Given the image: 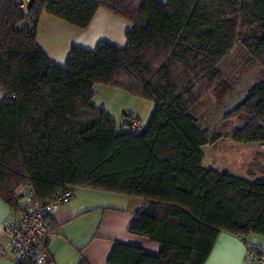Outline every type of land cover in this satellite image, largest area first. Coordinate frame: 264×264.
I'll return each instance as SVG.
<instances>
[{
  "label": "trees",
  "instance_id": "1",
  "mask_svg": "<svg viewBox=\"0 0 264 264\" xmlns=\"http://www.w3.org/2000/svg\"><path fill=\"white\" fill-rule=\"evenodd\" d=\"M100 8L130 22L124 47L72 45L59 66L37 45L42 11L83 29ZM237 17L251 25L246 45L264 65V0H32L24 8L0 0V199L18 214L25 182L40 201L82 187L142 198L128 232L160 252L115 242L110 264H203L221 231L243 241L264 235V175L205 167L207 133L190 113L195 84L207 89L220 76L215 65L236 40ZM95 84L152 101L146 124L122 131L92 103ZM235 110L249 118L231 139L264 142V78Z\"/></svg>",
  "mask_w": 264,
  "mask_h": 264
},
{
  "label": "crops",
  "instance_id": "2",
  "mask_svg": "<svg viewBox=\"0 0 264 264\" xmlns=\"http://www.w3.org/2000/svg\"><path fill=\"white\" fill-rule=\"evenodd\" d=\"M130 28V22L102 8L96 10L83 29L42 11L37 23L36 43L52 62L62 66L72 45L87 50H93L99 42L124 47L125 32ZM93 91L92 103L104 108L122 131H127L121 121L125 110L135 111L139 116L141 106L149 107L143 99L126 96L124 91L110 85L95 84ZM143 205L144 200L140 197L88 187L77 189L51 217L54 229L48 236L45 247L48 260L44 264H78L81 258L87 264H110L107 258L115 242L139 246L147 254L158 255V243L128 232L135 211ZM13 215L0 199V264H16L15 254L9 249L8 236L2 230L3 223ZM247 240L261 243L256 235L247 236ZM203 264L251 263L245 242L221 231Z\"/></svg>",
  "mask_w": 264,
  "mask_h": 264
},
{
  "label": "rangeland",
  "instance_id": "3",
  "mask_svg": "<svg viewBox=\"0 0 264 264\" xmlns=\"http://www.w3.org/2000/svg\"><path fill=\"white\" fill-rule=\"evenodd\" d=\"M253 32L247 20L236 18V40L215 65L219 78L207 89L199 81L195 84L193 91L198 92L199 97L190 108L197 126L205 130L208 137V143L201 147L204 154L202 164L250 180L264 175V142H236L231 139L230 133L249 118L235 108L247 90L264 78L261 59L246 45ZM143 102L149 107L143 105L139 109L142 125L148 121L153 106L150 100L143 99ZM261 124L264 125V120ZM256 236L264 247V235Z\"/></svg>",
  "mask_w": 264,
  "mask_h": 264
},
{
  "label": "built area",
  "instance_id": "4",
  "mask_svg": "<svg viewBox=\"0 0 264 264\" xmlns=\"http://www.w3.org/2000/svg\"><path fill=\"white\" fill-rule=\"evenodd\" d=\"M28 2L29 0H15V4L21 8ZM121 121L131 132H137L142 126L140 117L132 110H125ZM16 192L19 194V213L2 225V230L9 239V249L15 254L16 262L32 259L36 264H44L48 256L42 240L48 229V217L68 201L73 193L67 189L50 200L40 201L30 182L21 184ZM244 242L250 263L264 264V247L257 242Z\"/></svg>",
  "mask_w": 264,
  "mask_h": 264
},
{
  "label": "water",
  "instance_id": "5",
  "mask_svg": "<svg viewBox=\"0 0 264 264\" xmlns=\"http://www.w3.org/2000/svg\"><path fill=\"white\" fill-rule=\"evenodd\" d=\"M32 2V0H29V2L27 3V6ZM1 92V91H0Z\"/></svg>",
  "mask_w": 264,
  "mask_h": 264
}]
</instances>
